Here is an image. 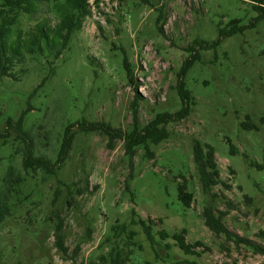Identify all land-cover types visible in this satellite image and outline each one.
I'll list each match as a JSON object with an SVG mask.
<instances>
[{"label": "rangeland", "instance_id": "374dc122", "mask_svg": "<svg viewBox=\"0 0 264 264\" xmlns=\"http://www.w3.org/2000/svg\"><path fill=\"white\" fill-rule=\"evenodd\" d=\"M89 4L91 15L58 59L46 51L25 55L14 61L12 77L0 78V193L10 167L24 179L15 187L18 194L9 197L11 215L0 223V264H89L114 245L132 253L127 264H264V256L214 236L202 219L210 206L225 213L229 232L264 246L258 237L264 233V172L250 166L264 157V19L252 26L258 15L253 2ZM56 22L51 1L32 16H20L8 46L19 32ZM234 22L243 30L212 49H200ZM194 54L199 59L182 79L195 106L184 120L167 126L168 140L149 146L153 159L139 150L131 172L123 142L110 148L105 136L74 128L68 159L54 175L23 170L22 154L16 153L23 148L20 119L21 130L34 139L35 154L55 162L69 124L101 122L128 132L133 106L140 127L180 110L179 73ZM247 117L257 129L241 127ZM193 140L215 150L225 186L214 187L210 195L203 193L193 163ZM181 184L192 195L189 208L179 198ZM131 219L150 224L157 243L150 245ZM124 225L126 231L113 238L112 228ZM57 226L66 253L57 247ZM161 230L170 236L185 231L194 254L185 255L171 238L160 240ZM130 231L135 233L131 241Z\"/></svg>", "mask_w": 264, "mask_h": 264}, {"label": "trees", "instance_id": "16d2710c", "mask_svg": "<svg viewBox=\"0 0 264 264\" xmlns=\"http://www.w3.org/2000/svg\"><path fill=\"white\" fill-rule=\"evenodd\" d=\"M51 1L53 3V9L56 12L57 22L53 26H49L45 23L36 24L26 32H19L15 40H13L12 45L8 46L7 41L12 37L13 27L18 22L20 16H32L37 13L40 6L49 4ZM251 1L253 2L254 10L258 13L255 19L256 22L252 25L255 28L257 25L256 23L261 19H264V7L262 6L263 0ZM90 15L89 0H63L62 3L60 0H0V78L12 77L11 70L14 66V61H21L25 55H42L46 51L51 58L58 59L70 43L72 36L81 29L82 23ZM236 24V22L232 23V27L229 30H220L216 41L199 44L200 49H212L220 43L222 38L231 36L238 31H242L243 28L238 27ZM189 50L193 51V48H189ZM198 59L197 54L192 55L190 59L184 62V66L179 73V80L176 89L181 104L180 110L174 113L157 115L145 126L140 127L136 120L137 108L133 106L131 107L133 125L128 132L114 129L110 125L101 122H87L86 120H81L77 123L69 124L63 132L55 162H52L45 156H37L35 154L34 139L28 137V135L21 130L22 120L20 119L17 123V129L19 131V138L22 139L23 148L21 150L18 149L16 153L21 152L22 154L23 170L25 172H32L33 174L41 172L46 177L54 175L60 165H63L68 159L69 152L72 149L73 139L76 135V132L72 131L74 128L77 129V133H98L105 136L108 139L107 144L110 148L113 147V143L116 141L123 142L124 154L128 158L131 172L133 171V160L139 150H143L145 157L148 159H153L154 154L150 151L149 146L158 145L161 142L168 140L170 134L167 130V126L171 123H178L184 120L190 115L192 107L195 106V100L191 93L186 89L182 77ZM123 65L127 77L129 78L130 83H132L129 64L126 58L123 60ZM246 120L247 121L241 124L243 129H257L256 126L248 121V117ZM8 125H10V122H8ZM7 136L8 133H5L2 135V138H7ZM192 145L193 163L199 177L202 191L204 194L210 195L214 187L224 185L220 178V169L217 164L215 150L212 146L202 144L198 140H193ZM231 153L234 154L233 148L231 149ZM250 166L257 171L264 172V157L262 163H251ZM23 181L24 179L21 178L20 174L16 173L14 168L10 167L7 170L4 178L5 192L2 194L0 193V223H2L6 217L11 215L12 212L11 206L9 205V197L12 193L16 195L18 194L15 187ZM63 187H66L67 194L71 196L72 193L69 186L63 184ZM178 192L183 205L189 208L192 201V195L187 192L186 186L184 184L179 185ZM78 193H81V191L79 190ZM58 194L59 189L57 188L55 190L54 201H56ZM67 204L69 205V202H67ZM224 216L225 213H217L210 206L204 208L202 212L203 223L214 236L219 237L223 235L226 240L234 243L236 246L244 245L254 253L264 256V246L247 238H240L232 234V232H229L223 222ZM131 224H138L141 226L143 234L150 245L157 243L150 224H147L141 219L138 221L131 219ZM126 228L127 225L112 228L114 235L113 238L116 239L119 237L121 233L126 231ZM59 232L60 226H57V247L60 251L66 253L67 249L63 247ZM184 234L185 231H181L170 236L164 230L157 233L160 240H166L168 238L174 240L179 250L185 255L194 254L190 250L191 247L186 244ZM134 236L135 233L133 231L127 233L129 241H131ZM258 237L264 240V233L260 232ZM131 244L135 245L133 242ZM198 245L200 244H196V246ZM131 256V252L114 245L108 253L100 255L96 261H91L89 264H127L130 261Z\"/></svg>", "mask_w": 264, "mask_h": 264}]
</instances>
